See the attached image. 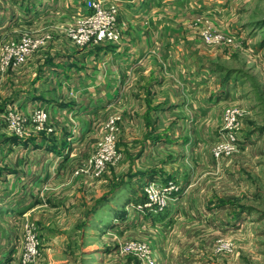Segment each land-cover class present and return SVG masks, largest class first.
Segmentation results:
<instances>
[{"label": "rangeland", "instance_id": "obj_1", "mask_svg": "<svg viewBox=\"0 0 264 264\" xmlns=\"http://www.w3.org/2000/svg\"><path fill=\"white\" fill-rule=\"evenodd\" d=\"M17 1L0 0V264H144L136 250H126L129 244L141 246L154 264H264V0H171L169 27L186 29L194 37L186 36L187 41L217 54L210 72L214 78L203 84L202 93L213 95L203 107L215 109L220 123L208 143L202 139L201 148H151L148 164L145 158L136 164L133 156L139 148H131L129 142L120 146L126 138L118 119L116 158L98 177L86 171V164L103 131L89 155L79 160L67 156L58 164L62 176L57 164L50 163L41 168L32 163V174H24V154L17 143L31 132L33 114L44 106L27 115L21 107L6 104L8 73L1 67L2 48L23 37L40 39L25 64L55 36L48 31L39 34L38 20L34 22L30 14L38 0L37 5L35 0L23 1L26 6ZM50 17L48 13L43 20L51 24ZM118 26L122 41L119 21ZM204 30L232 38L233 44L206 46L201 40ZM228 109L238 114L234 129L238 140L216 158L213 149L225 133ZM9 113L19 122L13 131ZM48 128L49 116L38 129L32 127L51 134ZM193 156L198 158L189 162ZM169 157H175L180 167H193L199 178L214 173L212 185L188 194L172 180H138V174L163 166ZM5 172L14 175L7 178ZM154 183L165 206H150L146 189ZM87 184L98 187L84 189ZM169 185L174 190L166 195L164 187Z\"/></svg>", "mask_w": 264, "mask_h": 264}, {"label": "crops", "instance_id": "obj_2", "mask_svg": "<svg viewBox=\"0 0 264 264\" xmlns=\"http://www.w3.org/2000/svg\"><path fill=\"white\" fill-rule=\"evenodd\" d=\"M23 1L17 2L26 6ZM38 1L30 14L34 22L38 20L39 34L48 31L55 37L22 66L4 68L8 73L3 95L6 104L21 107L27 115L39 105L49 110L51 134L31 127V132L18 140L24 174H32V163L40 168L48 163L54 167L67 156L79 160L89 155L111 114L119 119V130L126 138L121 143L139 148L133 156L136 164L143 158L149 162L151 148L186 151L201 148L203 138L208 143L220 121L215 109L203 107L213 95L204 97L202 88L214 78L210 72L217 54L187 41L186 36L194 37L186 29L169 27L166 18L174 6L171 0H112L119 6L122 41L86 48L75 47L67 37L75 15L85 11V0ZM48 13L51 24L43 20ZM161 163L163 166L138 174V180H172L179 191L188 194L212 185L211 171L199 178L193 167H180L175 157ZM56 170L63 175L60 166ZM13 175L5 172L7 178Z\"/></svg>", "mask_w": 264, "mask_h": 264}, {"label": "built area", "instance_id": "obj_3", "mask_svg": "<svg viewBox=\"0 0 264 264\" xmlns=\"http://www.w3.org/2000/svg\"><path fill=\"white\" fill-rule=\"evenodd\" d=\"M84 12L77 13L74 17L72 25L67 29V35L71 43L75 47H86L89 45H117L121 42V31L118 26L119 6L118 3L112 0H85ZM201 40L206 46H231L233 39L223 37L222 35L211 33L210 30L201 31ZM40 39L33 40L23 37L18 41H10L2 48L1 67L2 68H18L23 65L25 59L41 45ZM48 108L44 106L42 110L36 109L33 114L31 125L35 129L42 126V123L47 120ZM237 111L226 110L224 112L225 133L219 138L217 145L213 149L214 156L220 157L223 153L233 148L236 145L238 138L235 134L237 121ZM9 129L13 131L19 125L16 116L8 114ZM118 118H108L103 126V135L98 141L95 153L87 160L86 171L94 177H98L104 170L107 164L111 163L116 158L115 140H116V123ZM48 132L51 130L48 128ZM151 189H146V195L150 200L151 205H164L160 202L155 191V185ZM157 185V184H156ZM158 186V185H157ZM164 191L170 194L174 187H164ZM168 192V193H167ZM174 193V192H172ZM164 203V204H163ZM163 207V206H162ZM127 251H135L141 256V261L144 264H154L150 257L141 246L129 244L126 247ZM149 256V255H148Z\"/></svg>", "mask_w": 264, "mask_h": 264}, {"label": "trees", "instance_id": "obj_4", "mask_svg": "<svg viewBox=\"0 0 264 264\" xmlns=\"http://www.w3.org/2000/svg\"><path fill=\"white\" fill-rule=\"evenodd\" d=\"M155 216L157 217V214Z\"/></svg>", "mask_w": 264, "mask_h": 264}]
</instances>
